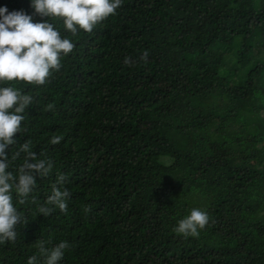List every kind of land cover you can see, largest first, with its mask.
<instances>
[{
    "label": "trees",
    "instance_id": "16d2710c",
    "mask_svg": "<svg viewBox=\"0 0 264 264\" xmlns=\"http://www.w3.org/2000/svg\"><path fill=\"white\" fill-rule=\"evenodd\" d=\"M0 5L74 44L43 84L5 82L33 97L10 170L26 140L53 167L13 193L23 222L0 264H42L40 241L69 242L59 264H264V0H121L75 34L30 0ZM58 173L67 207L45 217ZM193 207L207 224L176 233Z\"/></svg>",
    "mask_w": 264,
    "mask_h": 264
},
{
    "label": "clouds",
    "instance_id": "9594fccd",
    "mask_svg": "<svg viewBox=\"0 0 264 264\" xmlns=\"http://www.w3.org/2000/svg\"><path fill=\"white\" fill-rule=\"evenodd\" d=\"M120 5L121 0H30L35 13L62 18L64 29L72 34L79 30L91 31L98 22L114 15ZM73 47L71 40L62 36L49 20L34 22L31 14L23 10L8 11L6 6L0 5V242L15 240L16 226L23 222L14 206L13 193L17 201L22 202L33 191L35 176H47L53 167L52 162L40 158L26 140L15 154L25 153L23 163L15 173L10 170L6 149L16 143L15 134L21 131L23 113L33 97L5 82L43 84L52 70L60 68L61 57ZM58 141V136L50 138L53 144ZM66 178L63 173L57 174L46 203L38 208L39 214L46 217L52 208L66 209L69 192L59 187ZM207 222V212L193 207L177 221L174 231L195 237ZM68 247V241H60L50 248L40 241L42 264H59ZM27 264H41V261L34 255L28 258Z\"/></svg>",
    "mask_w": 264,
    "mask_h": 264
},
{
    "label": "rangeland",
    "instance_id": "374dc122",
    "mask_svg": "<svg viewBox=\"0 0 264 264\" xmlns=\"http://www.w3.org/2000/svg\"><path fill=\"white\" fill-rule=\"evenodd\" d=\"M263 145L261 144V145H259V147H262Z\"/></svg>",
    "mask_w": 264,
    "mask_h": 264
}]
</instances>
